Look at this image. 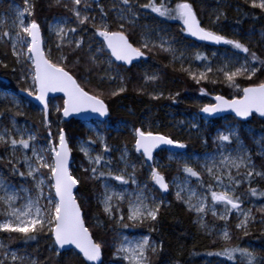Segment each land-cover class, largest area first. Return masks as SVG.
<instances>
[{
	"label": "snow or ice",
	"instance_id": "1",
	"mask_svg": "<svg viewBox=\"0 0 264 264\" xmlns=\"http://www.w3.org/2000/svg\"><path fill=\"white\" fill-rule=\"evenodd\" d=\"M93 3L99 9V19L97 15H89ZM245 3L264 13V0H245ZM49 6H62L75 22V26H67L69 18H60L49 26V31L56 37L55 59L52 58V46L45 50L40 23L30 19L35 14V0H23L22 8L15 10L10 22H0V45L10 47L16 63L23 66L26 76L31 78L30 87L22 91H27L29 97H34L43 106L41 124L47 129L46 143L41 145L34 130L19 127L15 121V116L23 114L20 102L5 97L3 107L10 113L13 108L16 111L9 117V124L0 123V147L5 150L2 158L10 166V173L18 176L20 182L14 184L0 177V264H42L27 248L41 236H47L52 242L50 251L57 257L55 264H62L59 258L69 251L78 258L82 256L81 264H103L104 245L94 239L86 226L82 206L74 192L81 181L70 170L72 148L65 129L58 125L55 137L51 131L49 93L63 94V107H56L55 111L62 112L65 118L81 113L107 117L109 107L104 99L105 92L86 90L85 85L92 82V75H95L97 85H109L110 97L120 96L128 90L127 78L114 61L120 62V66H131L134 61L146 58V52L159 51L169 55L171 62L179 61L180 70L186 72L197 85L202 82L223 84L234 91L235 95L231 98L214 95L212 99L215 103L204 104L199 108L200 113L206 116L232 113L247 121L253 114L264 118V80L257 77L258 72L264 71V59L240 40L228 39L202 26L188 0H180L174 6L168 0H146L144 3L139 0H113L108 11H105L100 0H51ZM142 9L150 10L163 20H178L183 26L181 32L187 36L228 45L235 51L231 54L226 51L215 65L209 56L197 51L192 59L204 62L202 70L193 71L191 65L185 68L184 51L179 50L177 54L178 49L173 44L175 37L159 35L163 29L157 31L145 25L138 39L130 40L129 33L136 28ZM109 12L113 14L111 21L108 19ZM221 15L222 12L216 15L215 21H219ZM86 24L94 31L85 46L82 33L87 30L83 27ZM154 35L156 38H153ZM96 37L100 39L96 40ZM93 43L96 47H93ZM85 47L87 60L83 65L79 55L70 61L72 53ZM66 48L68 52H65ZM237 53L244 55L241 57ZM217 55V52L212 53L213 58H217ZM69 62L72 68L83 67L84 74L79 79L69 71ZM4 66L7 67L6 64ZM159 79L156 73H145L144 84L137 91L142 94L145 85ZM199 91L202 96L209 95L204 87ZM162 96V92L150 94L153 100ZM3 114L0 111V116ZM191 127L198 129L199 125L192 123ZM248 131L252 133L251 129ZM133 141L135 152L142 158L141 166L147 165L149 168L152 185L167 193L170 185L159 170L161 165L154 153L161 146L185 149L187 145L171 136L151 131L150 126L148 130L134 128ZM97 142L101 150L93 156L92 145ZM203 142L207 143V140ZM254 142L258 145L256 155L264 158V135ZM213 143L216 152L203 160L194 161L183 155L176 157L178 171L184 174L183 179L173 178L176 199L184 204L187 211L195 214L193 223L212 239L213 244L220 242L219 250L208 252L209 256L224 257L232 264H264V257L259 256L254 248L239 244L232 246L233 235L228 227L229 218L235 214L236 230L243 236L250 235V227L256 223V218L253 209L243 205L248 196L264 198V190L252 186L256 179L264 181V169L257 168L251 150L243 143L240 131L234 126L218 130ZM78 148L89 161L90 167L84 169L89 173L88 178L100 181L102 192L97 200L108 220L114 221L121 229L148 225L149 233L158 231L159 216L161 209L167 206L166 201L157 199L148 184L141 186L138 183L137 165L130 163L127 147L120 156L123 167L117 168L111 167L112 161L105 156L112 151L106 137L98 135L97 140L89 138L80 141ZM168 159L172 161L173 157L169 156ZM205 174L209 178L207 184L203 179ZM193 178L197 187L204 189L208 195L198 193L191 187ZM109 181H116L122 187L117 190ZM130 185L135 187L130 190ZM241 185H248L247 195L238 193ZM125 205L126 212L123 210ZM218 206L221 211H218ZM256 211L262 214L259 223L264 225V206ZM209 214L223 221V225L220 228L209 226L205 219ZM117 235L120 239L113 245V256L123 264H153V257H158L163 249L162 242H155L148 235L135 240L123 233ZM16 242L24 247L12 249V244ZM173 264H179V261Z\"/></svg>",
	"mask_w": 264,
	"mask_h": 264
},
{
	"label": "trees",
	"instance_id": "2",
	"mask_svg": "<svg viewBox=\"0 0 264 264\" xmlns=\"http://www.w3.org/2000/svg\"><path fill=\"white\" fill-rule=\"evenodd\" d=\"M35 2V14L30 19L37 20L42 28L46 27L48 20L55 16L69 18L71 23L74 21V19L71 18V14L62 6L50 7L51 0H35ZM168 2L171 6H174V4L180 2V0H168ZM188 2L193 5L200 21L202 20L201 12H203L205 7H220L223 10V15H221L219 20V23L223 28L222 34L230 37L231 34H233L232 30L236 29L241 35L236 39L246 44L251 51L255 52L261 59H264L262 48L257 43L249 42L244 36H242L252 30L264 29V13H261L259 9L250 8L249 5L245 3V0H188ZM98 12L99 9L95 5L92 15H97V17H99ZM108 19L110 20L109 17ZM83 27L94 30L88 24ZM113 27H115V25ZM84 33L85 31L82 34ZM138 35L139 31L135 28L129 33L130 40H137ZM198 45L199 49H204L206 47L203 44ZM224 47H228V45H225ZM86 49L87 48H84L83 50L72 53L70 61L72 58L79 55L83 65L87 60ZM68 51L69 50L66 48L65 52ZM52 58L55 59L56 57ZM171 61L169 55L160 53L159 51L146 52V59L141 61L149 62V64L160 71V79L152 84L158 85L163 91H165L167 98L165 101L163 100L162 103V99L153 100L150 98L151 93L147 86H145V90L142 94L137 91V89L144 84V77L143 73L136 65L123 67L114 62L116 66L123 69L121 73L127 78L128 90L120 96L110 97L108 95L111 91L109 85L107 83L97 85L94 74L92 75V82L85 85V87L86 90L89 91L95 90L99 92L100 90H103L105 92L104 99L109 107L108 118L112 123H115L119 119H130L135 128L138 127V120L141 116H149L155 120L162 118L163 115L160 106L163 104L168 105V107L174 106L172 109L175 114H177L178 110L182 108L184 110L188 109L189 111H198V107L185 103V98L199 95V89L201 87H204L209 93V95L205 96L208 102L209 99H211L210 95L212 92L224 95L226 98H231L235 95L232 89L223 84L212 85L202 82L200 85H197L190 79L186 72L181 71L180 67ZM5 64L7 67L4 66ZM13 69H15V71H13ZM69 71L75 74L78 79L84 74L83 67L72 68L70 62ZM257 77L259 80H264V71L258 72ZM242 83L248 82L242 81ZM114 86L115 84L113 83V87ZM148 86H150V84ZM0 87L13 91H18L19 89L26 90L30 87L23 78L22 66L18 65L15 58L11 55L10 47L6 48L3 45H0ZM177 93L179 95H177ZM170 97L174 98L175 102H173V99ZM55 101L57 102L58 107L62 108L63 99L61 97H56ZM0 111H3L4 113L0 116V119L6 121V116L13 114L16 110H12V113H10L0 105ZM15 117L18 119L24 118L21 115ZM59 117L60 112H56L53 115L55 120ZM229 118L238 122L232 116H229ZM30 121L34 124L39 133L44 135L47 134V129H45L37 120L30 119ZM213 121L218 125L220 118L213 119ZM250 122L257 130L264 133V120L253 116ZM4 123L7 124L8 122L6 121ZM238 123L243 124L244 122ZM60 127H63L67 134H70L72 137L80 136L86 140L89 138L95 140L92 134L81 124L80 121L72 118L64 120V122L60 124ZM153 132H155V130H153ZM157 132L171 136L173 139L182 140L171 127H168L166 130H158ZM203 140L204 138L199 139L194 137H191L190 140L183 139L188 150L199 153L203 151L202 147H200L201 144H204ZM208 142L207 139V143L205 144L208 145ZM107 143L108 145H120L123 143L133 154L136 155L138 161L142 163V158L139 154L135 153L132 134L128 132L109 133ZM93 145L97 147L96 143ZM4 151V148L0 147V155H2ZM74 157L82 161L80 153L74 152ZM7 167H9L7 162L0 159V169L4 172L5 176L13 180L18 178V176L10 175L9 169H6ZM88 177V172H81V183L76 188V194L78 196V202L82 206L86 226L89 228L94 239L104 245L102 249L103 264H109L112 249H114L111 244L112 241L115 240L116 231L118 230L123 231L129 236L146 233L153 241L162 242L163 249L158 257H153V264H173L174 261H179V264H201L204 258L211 257L207 254L208 252L219 250L220 242L218 241L217 244H213L212 239L207 237L204 234V231L193 223L195 215H193L192 212L187 211L181 202L177 201L171 193L167 196V206L161 209L159 223L157 225L158 231L149 233L148 225L121 229L114 221L108 220L103 213L101 205L96 200L97 193L101 191L100 181L91 180ZM252 186L257 187L259 190H264V181L256 179L253 181ZM254 198L264 200L262 197ZM259 216H262V214L260 213ZM217 223L222 224L218 221ZM228 227L233 235V240L231 241L232 246H235L236 244L240 245L245 242H251L257 246L264 244V227L261 225L251 227L252 231L248 236H243L241 232L235 231L233 226L229 224ZM51 243L52 242L47 236H41L37 241L31 242L27 248L33 256L37 257L39 261L42 262V264H55L57 257L50 251ZM23 247L24 246L19 242L12 244V249L14 250H20ZM256 252L259 256L264 257V252L262 250L256 249ZM59 259L62 261V264H81L82 261V257L78 258L72 254V251L64 253Z\"/></svg>",
	"mask_w": 264,
	"mask_h": 264
},
{
	"label": "rangeland",
	"instance_id": "3",
	"mask_svg": "<svg viewBox=\"0 0 264 264\" xmlns=\"http://www.w3.org/2000/svg\"><path fill=\"white\" fill-rule=\"evenodd\" d=\"M140 3L146 2V0H139ZM101 3L103 7L105 8L106 11H108L113 4V0H101ZM23 6V0H0V22H10L11 18L13 17L15 10L17 8H22ZM95 7V3H93V10ZM93 10H89V15H92ZM223 13V10L220 7L216 6H211V7H205L203 12H201V24L202 26L211 29L213 31H216L218 34H222V25L219 23V21H215L216 15ZM140 18L137 21V26L136 29H138L139 33L142 29L143 26L147 25L149 28L153 30H160L163 29V31H159V35L165 36L167 38L175 37V41H173L174 46L178 49V55H179V50L184 51L185 54V60H184V67L188 68L190 65L192 67V70L195 71L197 69L202 70L203 63L202 61H196L192 59L194 56L195 52L199 51L203 53L204 55L209 56L210 59H212L213 64L215 65L219 59L226 51L231 54L235 50H232L229 46L228 47H209L206 46L204 49H199V45L195 43L194 41L190 40L187 35L183 32L180 33V30L182 28V24L178 20H163L162 18L156 17L154 13H151L150 10L147 9H142L140 10ZM112 12H109V18L110 21L112 20ZM60 18H66V17H61V16H55L48 20L46 23V27H41L42 29V36L45 41V46L47 50L48 46H52V57H56L57 55V50L54 47L56 37L54 33H51L49 31V26L54 25L58 19ZM99 19V17H97ZM67 26H75V22L73 21L72 23L69 21V24ZM114 26V25H113ZM87 29L85 33L83 34L84 40H85V46L88 44L89 39L92 37V32L94 30H91L89 28ZM232 33L230 37L225 36L228 39H236L240 37L241 35L236 29L232 30ZM139 36V35H138ZM224 36V35H223ZM245 37V39L249 42H255L257 43L263 50L264 53V29H257V30H252L250 32H247L245 35H242ZM153 38H156L154 35ZM96 40H99V37L95 38ZM237 40V39H236ZM93 47H96V44L93 43ZM86 48V47H85ZM87 50V49H86ZM217 52V58L212 57V53ZM238 56H243V53H237ZM172 60V58H171ZM115 62V61H114ZM176 65L180 67V62L175 61L173 62ZM115 64V63H114ZM140 71L143 73V77L145 73H156L157 75L160 74V71L149 64V62H141L139 64H135ZM118 67V66H117ZM23 68V66H22ZM119 71L122 72V68H119ZM23 78L28 84V86L31 85V78L26 76V70L23 68ZM150 84V86H148ZM145 86L148 87L150 93L153 92H162L163 96L159 99L161 103L163 100L165 101L167 98V95L165 94V91H163L158 85L149 83ZM218 95V93L212 92L211 93V99H209V102L205 96L202 95H193L191 97H186V102L187 104H190L192 106H196L200 108L204 104L208 103H213L212 97L214 95ZM5 97L8 99L15 98L17 101L20 102V111L23 113L21 116L24 117L22 119H18L16 117L15 121L19 127H27L29 129H32L36 132V134L39 137L38 143L41 145L46 143L45 137H47V134H41L38 132L37 128L34 126V124L30 121V119H35L41 124V119H42V109L33 104L27 97V92L22 91V89H19L18 91H13L10 89H5L0 87V105L3 106L5 103ZM49 119L52 121V128L51 131L53 133V137H55V134L57 132V126L64 122V119L60 116L57 120L53 118V115L56 113L55 109L58 107L57 102L55 101V98H50L49 100ZM208 102V103H207ZM4 108V107H3ZM173 107H168V105L163 104L160 106V109L162 111V118L158 119H153L151 117L147 116H141L138 120V127H142L145 130L149 129L155 132L158 130H166L168 127H171L175 130L177 135L181 137L182 140H179L184 143V140H190L191 137L194 138H199V139H208V145L201 144L200 147H202L203 151L202 152H195L188 150L187 148L181 149L178 152L175 151H167V150H158L156 153H154L155 159L160 162L161 167L159 170L161 173L164 175L165 180L169 183L170 188L169 191L166 195H163L154 185H152L150 178H149V168L147 165L141 166L142 163H140L136 157L135 154H133L128 148V159L130 163H135L137 165V171H136V179L138 183L143 186L144 184H148L149 187L153 190L152 194L157 197V199H164L166 201V204L168 203L167 196L168 194H173V197L176 199L175 192L176 188L173 185V178L174 177H180L183 179L184 174L180 171H178L179 165L175 162V159L178 155H183L185 158H191L192 160H203L205 157L214 154L216 152V145L213 143V138L215 137L216 133L218 130H224L225 128L229 126H234L240 131L243 143L247 146L248 149L251 150V154L253 156V160L255 164L257 165L258 169H264V158H261L260 156L256 155V151L258 149V145L254 142V140L259 139L260 136L264 135L263 132L257 130L253 124L249 120L248 122H244L243 124H239L238 122L232 120L229 118V116L221 117L219 124L216 125V123L213 121V119H206L202 117L198 111H189L188 109L184 110L179 109L178 113L175 114L173 111ZM13 110H16L13 108ZM199 110V109H198ZM131 113V111H130ZM12 114L6 116V121L8 122L7 124L10 123L9 117ZM233 117V116H232ZM234 118V117H233ZM0 119V123L5 124L4 122ZM192 123H197L199 125L198 129H193L191 127ZM81 124L92 134V136L97 140V136H103L106 137L108 140L109 133H118V132H128L133 135V129L135 128L133 126V123L130 121V119H119L115 123H112L108 116L103 120V121H98V120H89L85 122H81ZM42 125V124H41ZM43 126V125H42ZM137 128V127H136ZM249 129L252 130V133H249ZM66 132V131H65ZM67 138L69 140V145L72 148V160L70 164V170L72 171L73 175L76 176L78 179H80V174L81 172L84 171L85 168H89L90 164L88 159L84 156L82 152L79 151L78 144L80 141L86 140L83 137L80 136H74L72 137L70 134L68 135L66 132ZM97 147L92 145V148L94 151L92 152V155L95 156L98 152L101 150V145L99 142L96 143ZM112 149L110 153L105 154L106 158H109L112 161L111 167L117 168V167H123V164L120 161V156L121 152L124 150L125 146L123 143L120 145H109ZM233 148H235V144L232 145ZM210 148V149H209ZM74 152L80 153L82 157V161L78 158L74 157ZM136 153V152H135ZM138 154V153H137ZM172 156L173 160L169 161L168 157ZM3 154L0 155V159L4 160L5 162L6 159L2 158ZM103 163V162H102ZM151 163V162H149ZM7 167L6 169H9ZM243 171V169H241ZM85 172V171H84ZM10 173V171H9ZM11 175V173H10ZM0 177H3L4 179L14 183L18 184L20 182V178H15L9 179L7 176H5L4 172L0 169ZM205 184L208 182V176L205 174L203 177ZM111 184H113L117 190H119L122 186L118 184L116 181H109ZM135 186H129V189L131 190ZM191 187L195 188L198 193L203 192L205 195H208L207 192L204 191V189H200L197 187V182L193 178ZM248 185H241V187L237 190L238 193H242L247 195L246 193V188ZM218 190V189H217ZM101 191L97 193L96 195V200L97 197L101 194ZM98 202V200H97ZM182 204V203H181ZM184 206V204H182ZM264 206V200H261L260 198H254L248 196L247 199L245 200V204L243 207L248 208L251 207L254 211L253 215L256 218V223L253 224L251 227L254 226H259L261 225L259 223L261 216H259L260 212L256 211L257 208H260ZM185 207V206H184ZM186 209V208H185ZM126 212V205L123 209ZM222 209L218 206V211H221ZM193 215H195L193 213ZM195 218V216H194ZM206 221L208 222L209 226L215 227V228H220L223 225V221H220L216 218H214L211 214L207 215L205 217ZM221 222L220 223H217ZM235 214H233L232 217L229 218V225L233 226L234 230L238 232L235 228ZM195 224V223H194ZM117 225V224H116ZM197 225V224H196ZM118 226V225H117ZM198 226V225H197ZM264 227V225H261ZM199 227V226H198ZM250 227V232L252 231ZM117 233H123V235L127 236L131 240L139 239L143 235H148V234H142V235H133L129 236L123 231H116V236L115 240L112 241L111 246H113L115 243L118 242L120 237L117 235ZM149 236V235H148ZM242 247H251L259 250L264 249V244L257 246L254 245L251 242H245L240 244ZM114 248V247H113ZM114 249H112V253L110 256V261L109 264H123L118 259H115L113 256ZM264 252V251H263ZM22 254V253H21ZM201 264H232V262L227 261L226 258L224 257H216V256H211V257H206L203 259Z\"/></svg>",
	"mask_w": 264,
	"mask_h": 264
},
{
	"label": "water",
	"instance_id": "4",
	"mask_svg": "<svg viewBox=\"0 0 264 264\" xmlns=\"http://www.w3.org/2000/svg\"><path fill=\"white\" fill-rule=\"evenodd\" d=\"M190 40H192V41H194L195 43H197V44H203V45H205V46H209V47H215V48H219V47H224L225 45H223V44H220V45H217V44H214V43H211V42H206V41H199V40H197L195 37H190V36H187ZM146 58H142L141 60H139V61H134L133 62V65L134 64H137V63H139L140 61H142V60H145ZM117 64H119L120 65V62H116ZM124 67H130V66H124ZM55 97H62V99H63V94L62 93H49V96H48V100L50 99V98H55ZM28 99L33 103V104H35L36 106H38L39 108H41L42 109V105L38 102V101H36L35 99H34V97H29L28 96ZM213 103H215V101L213 100ZM198 112H199V110H198ZM199 114L202 116V117H204V118H206V119H217V118H221V117H225V116H233L234 117V119H236L237 121H239V122H248L249 120H251L252 119V117L253 116H256L258 119H261V120H264V118H262V117H259V115L258 114H253V116H251V117H249V119L247 120V121H244V120H241L240 118H238V117H235L234 116V114H232V113H222V114H218V115H216V116H206L205 114H203V113H200L199 112ZM60 116L63 118V119H69V118H72V119H74V120H77V121H80V122H85V121H89V120H98V121H103L106 117H100L98 114H95V113H81V114H74V115H72V116H70V117H67V118H65V117H63L62 116V112H60ZM167 150V151H175V152H178V151H180L181 149H178V148H174V147H171V146H161V149H157L156 150V152L158 151V150ZM155 152V153H156ZM71 160H72V155H71ZM71 160H70V164H71ZM158 190H159V188L158 187H156ZM160 191V190H159ZM74 192L76 193V189H74ZM161 192V191H160ZM163 195H166L167 193H164V192H161ZM75 251V250H74ZM80 257H82V256H80Z\"/></svg>",
	"mask_w": 264,
	"mask_h": 264
},
{
	"label": "flooded vegetation",
	"instance_id": "5",
	"mask_svg": "<svg viewBox=\"0 0 264 264\" xmlns=\"http://www.w3.org/2000/svg\"><path fill=\"white\" fill-rule=\"evenodd\" d=\"M142 61H144V60H142ZM140 62H141V61H140ZM140 62H139V63H140ZM139 63H137V64H139ZM134 65H135V64H134ZM131 66H132V65H131ZM123 67H124V66H123Z\"/></svg>",
	"mask_w": 264,
	"mask_h": 264
},
{
	"label": "bare ground",
	"instance_id": "6",
	"mask_svg": "<svg viewBox=\"0 0 264 264\" xmlns=\"http://www.w3.org/2000/svg\"><path fill=\"white\" fill-rule=\"evenodd\" d=\"M28 98V97H27Z\"/></svg>",
	"mask_w": 264,
	"mask_h": 264
}]
</instances>
